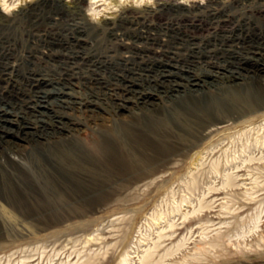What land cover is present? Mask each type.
<instances>
[{"label":"rangeland","instance_id":"obj_1","mask_svg":"<svg viewBox=\"0 0 264 264\" xmlns=\"http://www.w3.org/2000/svg\"><path fill=\"white\" fill-rule=\"evenodd\" d=\"M70 1L24 0V6L4 14V2L0 0V61L4 60L6 52L12 51L13 63L17 61L16 64L20 65L18 73L13 72L0 81V264L9 261L10 264H21L22 259L28 264H119L123 254L128 252L132 256L131 264H137L144 247L153 245L160 228L166 227L172 217L176 230L174 227L164 231L167 237L161 242L160 253L183 237H190V242L188 249L167 258L164 264H264V129L238 127L253 116L236 124H225L224 128L221 126L218 132L199 142L200 148L190 151L189 157H177L171 169L164 170L156 164L161 171L151 173L148 178L145 176L139 188H132L131 184L137 181L134 178L140 176L122 177L117 169H112L114 174L107 176L109 182L106 185L85 189L46 159L45 153L50 150L76 147L83 158L92 162V167L101 171L108 169L104 164L107 159L105 148L113 133H118L115 135L121 136V139L123 137L125 144L138 157L153 154V150L138 146L129 136L134 129H126V126L150 121L148 116H130L132 111L138 115L146 112L147 115L167 118L170 125L177 127L171 113H187L188 104L194 106L198 101L255 96L256 106L264 99V93L258 88L260 85L250 75L242 77L236 85L225 76L203 78L209 73V76L215 75L208 65L210 62L218 63L217 59H213L208 60V64L201 61L197 64L198 69L194 67L192 75L195 78L200 76L204 86L198 99L191 91L174 98L172 85L167 83L163 90L143 79L136 82V90L146 96L152 93L155 109L142 108L132 95L126 103L128 110L121 112L118 108L120 101L114 99L112 92L92 86L80 78L66 79L60 70L63 63L43 56L44 52L52 49L53 42H61V39L69 45L66 49H57L58 53L74 56L81 52L86 56L94 50L107 53L109 60L115 58V63H119L116 57L123 52L118 51L117 41L112 39L111 30L104 24L97 27L80 15L56 22L59 12L72 9ZM191 1L200 3L202 7L211 0H203V3L201 0ZM13 2L7 0L10 8ZM87 3L88 0H84V9ZM222 3L216 9L220 13L224 11V17H231L234 24L238 21L237 26L251 16V9L264 1L248 0L244 6L226 7ZM187 8L184 6L172 12L162 22L152 16L147 17L149 22L146 18L134 20L136 24L132 28L127 31L117 29L116 33L134 35L143 29V25L167 28L166 24L170 25L173 20L185 15ZM129 11L138 13L136 10ZM202 15L198 19H205L208 14ZM201 21L192 19L188 25L197 22L195 25L201 26L205 22ZM257 23L264 30V22L257 20ZM79 27L84 30L83 37L76 33ZM220 28L214 24L210 30L206 28L202 36L214 34ZM176 52L186 54L181 50ZM29 55H36V62L29 61ZM183 70L175 80L185 85L191 73H187L186 67ZM86 72L74 71L77 76ZM106 72L103 75L111 84H122L111 78L109 70ZM31 74L37 75L36 80L40 81L31 84ZM261 77L264 85V73ZM41 96L46 97L42 103L39 101ZM249 109L253 107L249 106ZM124 119L128 120V124H123ZM46 121L50 125L48 129L54 125L55 130L42 129L41 125ZM256 124H264V120ZM102 125L114 129H106ZM24 126L38 128V136H25ZM57 126L62 130H57ZM174 131L176 139L189 144L197 141L196 130ZM174 137L171 136L172 139ZM199 153L204 156L198 162L195 159ZM98 155H101L100 159L96 158ZM249 157L256 159L245 161ZM259 158L263 161L257 160ZM156 167L146 166L144 170L150 173ZM194 209H199L198 214L184 219L181 213L193 212ZM154 217L167 219L165 225H161V218L156 221ZM255 224L258 226L255 227ZM172 233L173 237L169 236ZM98 234L101 236L99 243ZM202 234L208 237L207 243L211 246L199 245ZM105 237L106 240H102ZM184 255H187L186 261Z\"/></svg>","mask_w":264,"mask_h":264},{"label":"bare ground","instance_id":"obj_2","mask_svg":"<svg viewBox=\"0 0 264 264\" xmlns=\"http://www.w3.org/2000/svg\"><path fill=\"white\" fill-rule=\"evenodd\" d=\"M1 1L7 3V0ZM56 1L63 2L64 0ZM162 1L164 0H157V6L154 10L148 9L144 10L141 13L138 12L137 14H135L133 11L127 10L114 20L110 19L103 22V24L111 30L110 33L112 39L117 41L118 51L123 52L121 56L116 57L117 60H119L118 64H116L117 61L115 63V58H111V60H109L108 57L110 56H108V54L105 52H97L93 50L89 54L87 53L86 56L82 55L81 52V55L78 54L74 56H69V53L67 55L58 53L59 51L56 52L57 49L63 50L66 46L69 45L67 43H63L64 41L62 42L61 39V42H51L52 49L44 52L43 56L44 58L50 59L52 61L54 60L58 61L59 63H63L60 65V70L62 72V75L67 77L66 79L80 78L92 86L95 85V87L98 86L102 89H107L108 91L112 92V95H114V99L116 101H120V104L118 103V108L123 113L128 110L126 103L130 101V96L132 95L136 97V100H138V103L142 106V108L155 109L156 103L154 97L152 96V93L146 96L136 90V82H140V80L143 79L148 81L152 85L154 84V87H161L162 89L166 88V85L168 84L172 85L170 88H172L174 92L172 96L174 98L179 97L180 93L182 95L183 93H185V91H191L193 96L197 97L196 99H198V97L201 95V91H204V86L202 84L203 81L201 80L202 78L200 76L195 78V76L192 75L194 73V67H197V64H199L201 61L202 63L205 62V64H208L209 62L207 61L213 59H217L218 63L215 64L214 62H210L208 65L215 71V75L213 74L214 76L212 77L209 76V73L207 77L203 76V78H216L219 75L223 77L225 76L230 79L231 83L236 85L242 80V77L244 78L245 75H250L251 78L257 83V85H260V87L258 88H260L264 93V85L262 84L263 78L261 77V74L264 73V30L259 28L257 23V20L264 22V3H261L253 9L249 7L251 9L250 17H253L256 20L251 19L250 17L245 18L243 21L241 20V23L239 21L240 24L237 26L235 24L238 21L234 24V20L231 17H224V11L223 13H220V11L216 9V7L223 2L222 0H211L209 3L202 7L200 3L191 1L190 3L192 7L187 6L188 8L186 9V14L173 20L170 25L166 24L167 28H157L155 26L153 27L143 25V29L138 31L134 35L133 33L132 35L116 33L117 29L125 31L129 30L136 24L134 23V20L137 21L138 19L142 20L145 18V20H147L148 16L155 17L158 21L162 22L163 20L168 19V17L171 16L172 12H175L176 10L181 9L185 6L182 4H177L176 0H165L164 2ZM247 1L248 0H231L230 3L222 4L224 7L235 5L238 6L241 4H243L244 6V3ZM261 1L263 2L264 0ZM70 3L72 9H70V11L68 12H59L57 14L58 18L56 19V22H61L66 17L76 15H80L86 18V15L84 13V0H71ZM3 13L6 14L8 12L3 10ZM203 13L208 14L207 17L205 19H198L203 16ZM137 15H139V17H136ZM192 19L199 21L203 20V22H205L202 23L201 26L195 25L197 22L194 25H188V23ZM214 24H217V26L221 28L214 34L209 33L208 36H202L203 31L206 28L209 29L210 27H213ZM83 32L84 30L80 28L76 33L83 37ZM170 32L173 33V35H169ZM71 47H73V45ZM180 50L184 51V53L186 54L176 52ZM10 52H6V54H4V60L2 59V61H0V81L3 80L4 77H9L11 74H13V72L18 73L20 69V65L16 64L17 61L16 63H13L14 57ZM203 53H206V55ZM1 54L2 53H0V55ZM127 54H129V56H125ZM27 58L29 59V61L34 62L36 60V55H29ZM79 61H81V63ZM185 67L187 68V73H191V76L186 78L185 81H187V84L182 85L183 83L180 84L175 79L178 78V75L184 71L183 68ZM77 69L78 73L79 70H86L88 72L84 73L83 75L77 76L78 73H74V71ZM107 70L111 72V78H113L115 81H119V83L122 82V84H120L119 86L114 83L111 84V82L108 81V79L103 75V73H105ZM36 76L37 75L35 74H31L30 78L28 77L31 84L32 82H37L39 80H36ZM214 81L216 80L214 79ZM187 87L191 88L189 89ZM168 92L169 91H167V93ZM215 95L216 94H214L213 98L216 97ZM217 97L219 98V96ZM44 98L46 97L41 96L39 101L42 103ZM254 100L255 96H249L248 98L226 97L225 99H219L218 101L208 100L206 102H199L197 100L198 102H196L194 106H191L192 104H188L187 113H171V117L175 121L177 127L170 125L166 120L167 118H161L156 115H147L145 114L146 112H142L140 115H138L132 111V113L130 112V116H148L147 118H150V121L146 124H142L140 122L130 127H127L125 125L126 129H134L130 131L129 136L137 143L138 146H142L147 150H153V154L146 153L145 157H138L136 153L132 152L127 144H125V141H123V137L121 139V136L119 137L115 135L118 133H113L107 140L108 145L105 148L107 159L105 160L104 164L108 169H104L101 171L97 170L96 167H92V162L83 158L78 153L76 147L71 149L52 148L53 150L45 153L47 155L46 159H48V161L55 167H57V169L60 170L63 174L69 176L71 180L73 179V182L75 180L77 184L81 185L85 189L92 190L103 186L104 184L106 185L109 182L107 180V176L110 174H114V171L112 169H117L119 175L122 177L140 176L139 178H134V180L137 179V181L131 184L132 188L133 186L139 188L142 185L141 183L145 179V176L149 177L151 173L156 174L160 172L161 169L158 170V167H161L164 170L171 169L172 167L170 166L175 165L173 164V162L177 161V157H189L190 151L200 148L201 145L199 144V142L207 140L212 136V134L218 132V129H222L221 126H223L224 128L225 124L227 125L230 122L236 124L239 121H244L243 119L245 118L250 119L253 116L254 118L252 117L251 120L248 119L249 121L242 122V124H240L238 127L241 126L243 129H264V124H256L257 122L264 120V99L261 104L259 102L256 106ZM249 106H252L253 109H249ZM122 122L123 124H128V120L126 119L122 120ZM43 123L44 124L41 125L42 129L55 130L53 129L54 125L50 127V129H48V127L50 126L49 123H47V121ZM26 127L22 128L25 136H38V128H32L28 126ZM102 127L106 129H114L112 126L102 125ZM58 129L62 130L61 127L57 126V130ZM174 129H184L188 132H194L193 130L198 131L196 139L197 141L189 144L181 140L180 138L176 139L174 137V134H176ZM198 129H200V131ZM41 136H43V134H41ZM171 136L174 137V139H172ZM263 136L262 138L264 139ZM16 145L17 147H22L19 144ZM175 149L176 151H174ZM184 149L187 150L184 152ZM196 155L197 157L195 161H201L203 159L202 153ZM100 157L101 155H98L96 158L100 159ZM200 157H202V159ZM255 159L256 158L249 157L248 159H245V161L250 160L251 162ZM257 160H262V158H259ZM160 161L161 163H159ZM156 164H158L159 166L156 167ZM146 166H155L156 168L154 169H156L157 171H154L153 169V171H150V173L145 172L144 168ZM22 169L26 171L28 170L27 168ZM225 182L227 183V180ZM230 182H232V180ZM227 184L229 185V182ZM181 206L183 207L182 204ZM182 207L181 210L179 209L180 212L183 209ZM197 211L199 212V209H194L193 212H183L181 214L183 215L184 219L189 215H193L190 217L192 218L194 217V213H196ZM197 214L198 213H196V215ZM161 215L163 216V214ZM174 216H176V214ZM157 218H161L160 221H163V224H161V222L159 221L160 224L165 225L164 222L167 219L163 220L162 217H154V220H156ZM158 219L156 221H158ZM172 219H170V222L166 224V227L164 226L160 228V231H158V238L153 242V245L150 244L147 247H144L141 256L139 255L140 259L137 264H164L167 258H171L172 256L177 255L184 249L186 250V248L188 249L190 237H183L176 244L165 249L163 253H160L159 248L162 249L161 246H163L161 242L164 237H167V234H165L164 231H166L168 228L173 230V228L176 226L175 223L171 221ZM186 220L184 221L186 222ZM258 220L259 217H257V221ZM257 226L255 224V227ZM174 229L176 230V227ZM252 230L253 229H251V231ZM172 235L173 233L169 236ZM99 236L100 234H98V243L100 242L99 238L101 237ZM94 237L93 240H96ZM207 239L208 237L202 234V239L200 240L199 245H202L204 247L211 246L209 243H207ZM102 240L105 241L106 237ZM89 241L94 242L91 239ZM97 255H99V253ZM129 255V252L123 254L119 264H131L132 256ZM184 256L186 261L187 255ZM95 258H97V256H95ZM20 263L28 264L29 262L27 263L26 260L22 259ZM183 263L185 264V262ZM7 264H10V261Z\"/></svg>","mask_w":264,"mask_h":264},{"label":"clouds","instance_id":"obj_3","mask_svg":"<svg viewBox=\"0 0 264 264\" xmlns=\"http://www.w3.org/2000/svg\"><path fill=\"white\" fill-rule=\"evenodd\" d=\"M176 3L192 7L190 0H176ZM21 6H24V0H14L11 8L8 3H4L3 9L11 11V9H18ZM156 6L157 0H88L84 13L89 23L102 27L105 20H114L127 10L143 12L148 9L154 10Z\"/></svg>","mask_w":264,"mask_h":264}]
</instances>
